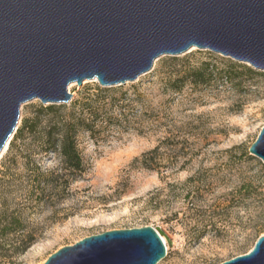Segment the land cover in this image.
Here are the masks:
<instances>
[{
  "label": "rangeland",
  "instance_id": "obj_1",
  "mask_svg": "<svg viewBox=\"0 0 264 264\" xmlns=\"http://www.w3.org/2000/svg\"><path fill=\"white\" fill-rule=\"evenodd\" d=\"M202 64L208 76L191 83L187 71ZM98 87L134 102L112 109L126 117L99 135L78 133L85 171L65 189V176L56 190L47 182L60 157L41 151V140L26 134L9 149L12 137L1 152L0 209L17 217L0 221L20 219L25 227L0 236V264H41L86 236L142 226L155 228L165 245L157 264H220L248 252L264 234V163L248 150L264 126V71L191 47L158 57L131 82H73L67 103L29 100L17 128L41 106L76 109ZM27 232L34 241L21 250Z\"/></svg>",
  "mask_w": 264,
  "mask_h": 264
},
{
  "label": "water",
  "instance_id": "obj_2",
  "mask_svg": "<svg viewBox=\"0 0 264 264\" xmlns=\"http://www.w3.org/2000/svg\"><path fill=\"white\" fill-rule=\"evenodd\" d=\"M209 49L264 71V0H0V154L21 105L71 100L68 85L136 80L162 55ZM249 152L264 163V126ZM151 226L86 236L41 264H157ZM220 264H264V234Z\"/></svg>",
  "mask_w": 264,
  "mask_h": 264
},
{
  "label": "trees",
  "instance_id": "obj_3",
  "mask_svg": "<svg viewBox=\"0 0 264 264\" xmlns=\"http://www.w3.org/2000/svg\"><path fill=\"white\" fill-rule=\"evenodd\" d=\"M208 65L202 64L199 67L191 68L187 71L188 78L191 83L197 84L202 82L208 76ZM173 90L177 88L173 87ZM95 95H86L83 99L77 102V108H72L67 113L61 110L58 105H47L39 107L34 112L33 116L23 119L22 124L16 129L13 139L10 142L9 149H12L14 143L23 139L28 134L34 140H41V151L57 153L60 157L59 167L57 170L50 172L53 175L51 182L53 185L51 190L58 188L57 179L63 177V189L66 188L69 181L75 179L85 171V166L77 149L76 137L79 132H87L91 137L100 134L103 126L109 124H117L120 118H125L126 115L120 111L118 115L113 114L112 109H123V106L130 108L134 99H119L108 96L112 91L110 88H97ZM109 97V98H108ZM158 151V146L143 155V157ZM142 157V158H143ZM138 160V159H135ZM27 161L26 164H29ZM150 168V167H147ZM63 171V174L58 173ZM3 209H0V217H17L6 215ZM25 223L20 219H13L6 223L0 221V236L6 235L10 230L18 226L19 229L25 227ZM14 226V227H13ZM34 238L30 232L25 233L20 239V249L25 250Z\"/></svg>",
  "mask_w": 264,
  "mask_h": 264
},
{
  "label": "bare ground",
  "instance_id": "obj_4",
  "mask_svg": "<svg viewBox=\"0 0 264 264\" xmlns=\"http://www.w3.org/2000/svg\"><path fill=\"white\" fill-rule=\"evenodd\" d=\"M71 84H72V83L69 84L68 89H69V87H70ZM4 149H5V148H4ZM4 149H3V150H4Z\"/></svg>",
  "mask_w": 264,
  "mask_h": 264
}]
</instances>
